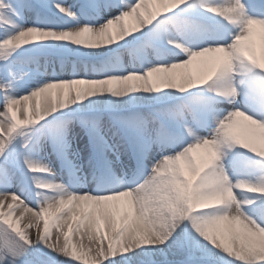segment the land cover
<instances>
[{"label": "snow or ice", "instance_id": "obj_1", "mask_svg": "<svg viewBox=\"0 0 264 264\" xmlns=\"http://www.w3.org/2000/svg\"><path fill=\"white\" fill-rule=\"evenodd\" d=\"M0 264H264V3L0 0Z\"/></svg>", "mask_w": 264, "mask_h": 264}, {"label": "bare ground", "instance_id": "obj_2", "mask_svg": "<svg viewBox=\"0 0 264 264\" xmlns=\"http://www.w3.org/2000/svg\"><path fill=\"white\" fill-rule=\"evenodd\" d=\"M69 1L72 2L74 0H69ZM153 7L155 9V8H158L159 5H154ZM253 40H255V42H256L255 45L253 44L254 45L253 47L255 49V52H256L257 56H260L261 55V50H262V48L260 47V45H262L261 44L262 43V40H261V36H260L259 26H256V34L253 36ZM203 59L204 58H197L195 61H193V63L191 65L188 66V69L187 70L190 71L192 74H195V72H196L197 75H200L201 74V70L203 68V65L201 63V61ZM57 70H59V69H57ZM177 72H178V76H179L180 70H177ZM240 119H241L242 123L239 124V125H237L235 129L238 128L239 130H241V132L243 134H245V133L248 132V130L244 127V124H246L247 122H244L243 121V118H240ZM248 134H250V133L248 132ZM256 134L254 135V137H257ZM200 153H202L203 156H204V154H207L206 151L203 150V149L197 150V154H200ZM17 203L20 204L19 201H17ZM20 208H23V205L20 204ZM20 210L21 209H19V211L16 212V214L14 215L15 217L13 219L14 220H19V227L23 230L24 223H26L27 221L19 218L20 217ZM85 242L87 243V241H85Z\"/></svg>", "mask_w": 264, "mask_h": 264}, {"label": "rangeland", "instance_id": "obj_3", "mask_svg": "<svg viewBox=\"0 0 264 264\" xmlns=\"http://www.w3.org/2000/svg\"><path fill=\"white\" fill-rule=\"evenodd\" d=\"M69 2L72 3V2H74V1H72V2L69 1ZM255 43H256L255 40H253V41H252V44L255 45ZM261 44H262V43H261ZM254 45H253V46H254ZM261 46H262V45H260V47H261ZM261 48H262V47H261ZM193 75H197L196 72H195V74H193ZM197 76H198V75H197ZM234 130L236 131V133H237L238 135L241 136L242 139L252 141L253 143H255V145H256L257 147L261 146V141H260V138H259V129H258V128L256 129V133H257L256 135H257V137H254V135L248 134V132L245 133V134H243V133L241 132V130H239L238 128H237V129H234ZM193 155L196 156L198 160H203L204 158H206V155H207V154H204V156H203L202 153L197 154V152H195ZM6 203H7V202H6ZM19 209H22V208H20V204L16 203V205H15V207H14V209H13V217H12V218L15 217L14 215L16 214L17 211H19ZM4 211H8V209H7L6 206H5V208H4ZM30 215H31L30 213L25 214V215L23 216L22 219L28 221ZM19 218H20V217H19ZM20 219H21V218H20ZM23 223H24V222H23ZM26 224H27V222L24 223V228H23V230H25L26 232H28L30 235L34 236L35 233H36V228H35V227H26ZM40 227H41V230H42V228H43V221H42V220L40 221ZM74 242H75V237H74ZM85 243H86V242H85Z\"/></svg>", "mask_w": 264, "mask_h": 264}]
</instances>
